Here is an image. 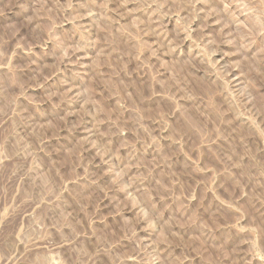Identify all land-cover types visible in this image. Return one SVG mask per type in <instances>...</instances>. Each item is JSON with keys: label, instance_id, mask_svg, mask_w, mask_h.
I'll return each mask as SVG.
<instances>
[{"label": "rangeland", "instance_id": "rangeland-1", "mask_svg": "<svg viewBox=\"0 0 264 264\" xmlns=\"http://www.w3.org/2000/svg\"><path fill=\"white\" fill-rule=\"evenodd\" d=\"M0 264H264V0H0Z\"/></svg>", "mask_w": 264, "mask_h": 264}]
</instances>
